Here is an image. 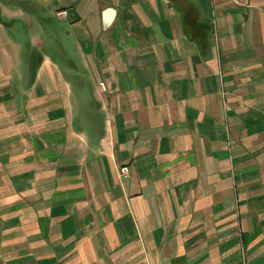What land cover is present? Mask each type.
<instances>
[{
    "label": "crops",
    "instance_id": "crops-1",
    "mask_svg": "<svg viewBox=\"0 0 264 264\" xmlns=\"http://www.w3.org/2000/svg\"><path fill=\"white\" fill-rule=\"evenodd\" d=\"M0 264H264V0H0Z\"/></svg>",
    "mask_w": 264,
    "mask_h": 264
},
{
    "label": "built area",
    "instance_id": "built-area-1",
    "mask_svg": "<svg viewBox=\"0 0 264 264\" xmlns=\"http://www.w3.org/2000/svg\"><path fill=\"white\" fill-rule=\"evenodd\" d=\"M238 1V3H240V4H242V5H245V4H247L248 3V0H237ZM58 14L59 15H65L66 14V12L65 11H60V12H58ZM99 86L103 89V90H105V83L104 82H100L99 83ZM127 171H128V167L127 166H121L120 167V169H119V173L121 174V175H126L127 174Z\"/></svg>",
    "mask_w": 264,
    "mask_h": 264
},
{
    "label": "water",
    "instance_id": "water-1",
    "mask_svg": "<svg viewBox=\"0 0 264 264\" xmlns=\"http://www.w3.org/2000/svg\"><path fill=\"white\" fill-rule=\"evenodd\" d=\"M112 9H106V11H105V15L107 16H109V18H110V16L112 15Z\"/></svg>",
    "mask_w": 264,
    "mask_h": 264
}]
</instances>
